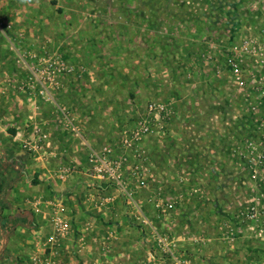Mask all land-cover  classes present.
<instances>
[{
    "label": "crops",
    "instance_id": "crops-1",
    "mask_svg": "<svg viewBox=\"0 0 264 264\" xmlns=\"http://www.w3.org/2000/svg\"><path fill=\"white\" fill-rule=\"evenodd\" d=\"M0 1L5 6L0 10V264H264V244L247 227L230 234L217 216L224 215L218 204H229L218 201L231 192L233 159L216 157L231 148L224 142L229 123L223 127L218 121L206 129L202 120L215 97L206 104L203 97L189 98L191 88L184 82L177 99L178 126L169 131L175 134L173 144L146 140L145 151L156 150L160 160L147 156L137 164L142 184L124 195L117 185L98 179L90 161L106 145L117 150L113 145L120 133L109 123L106 127L103 118L111 113L116 123L126 114L118 109L120 96L100 90L91 96L95 103H89L84 95H74L72 87L89 88L88 78L57 85L56 91L66 86L71 96L65 89L49 95L24 91V38H40L47 30L32 25L14 0ZM121 54L116 55L119 62ZM79 55L75 65H85ZM110 81L104 78L103 85L111 86ZM207 112L210 120L212 112ZM186 163L194 173L185 175ZM218 168L226 170L225 176L216 173ZM56 216L66 219L68 229L57 228Z\"/></svg>",
    "mask_w": 264,
    "mask_h": 264
},
{
    "label": "rangeland",
    "instance_id": "rangeland-1",
    "mask_svg": "<svg viewBox=\"0 0 264 264\" xmlns=\"http://www.w3.org/2000/svg\"><path fill=\"white\" fill-rule=\"evenodd\" d=\"M13 4L20 5L32 25L41 24L42 30H47L40 38H24L22 45L26 51V63L60 59L71 68L57 77L52 93L58 94L65 89V96H71L74 91V95L87 97L89 103H95L91 96L100 95L102 90L105 95L106 89L110 90L109 94L120 96L118 109L127 111L126 114L116 123L112 122L111 113L103 119L105 124L109 123L120 133L119 141L113 145L117 150L112 157L125 164L123 178L126 190L118 186L124 195L131 196L135 185L142 184L137 182L136 177L140 174L137 164L145 162L147 156L148 160L151 156L160 160V153L156 150L153 154L145 151L146 140L156 141L157 146L161 142L173 144L175 134L169 131L178 126L177 99L183 96L184 82L191 88L189 98L203 97L206 104L210 103L211 96L215 97L210 108L209 104L205 106L202 120L208 123L206 129L218 121L224 124L223 127L225 122L229 123L224 142L227 140L231 148L228 152L219 150L215 155L233 159L230 165V174L233 175L230 176L231 192L227 198L223 192L218 201L227 199L229 204L227 207L226 203L224 207L222 203L221 206L218 204L217 209H224V215L217 216L222 224H227L230 234L236 235L237 227H247L252 238L264 244V231H260L259 226L252 229L241 213L242 209H256L260 211L261 218L264 213V164L257 160L264 158V150L249 147L250 141L257 139L255 121L264 114V86L250 83L254 78L264 81V71L256 70L264 58L261 54H253L256 47L264 49L260 35L264 28V0H72L70 6L64 0H14ZM4 7L0 5V10ZM105 33L109 34L104 39ZM120 51L125 56L121 54L122 61L119 62L116 55ZM73 53H81L86 64L75 65L80 55ZM87 53L93 54L87 56ZM236 63L241 68L246 86L238 87L234 82L232 65ZM24 71L28 79V68ZM87 78L91 83L90 89L86 90L87 86L72 87L71 92L65 86L56 91L57 85L65 79L83 81ZM104 78L111 80V86L103 85ZM99 81L100 86H94ZM150 104H155L156 109L150 110ZM74 107H70L73 112ZM162 107L167 116L164 121L166 127L153 130L139 140L138 145L136 141L133 146L125 145L126 141L130 142L126 133L136 122L147 118L157 120L155 116L159 115ZM97 110L103 111L101 108ZM207 111L212 112L210 120L205 115L209 113ZM192 135L195 137L196 134ZM122 145L126 146L125 150ZM122 151L123 158L118 156ZM134 158L136 164H132ZM188 166L186 163L185 175L195 172L194 166L191 169ZM132 168L137 170L136 175ZM218 169H215L216 173L225 176L226 170ZM224 181L222 183L226 185ZM154 196L160 198L158 194ZM156 203L153 207L161 209V205Z\"/></svg>",
    "mask_w": 264,
    "mask_h": 264
},
{
    "label": "built area",
    "instance_id": "built-area-1",
    "mask_svg": "<svg viewBox=\"0 0 264 264\" xmlns=\"http://www.w3.org/2000/svg\"><path fill=\"white\" fill-rule=\"evenodd\" d=\"M260 35L262 36V42L264 43V28L261 29ZM263 46V45H262ZM246 51H250V48H246ZM253 54L259 55L261 54L264 58V49L262 48H255L253 50ZM234 65V64H233ZM232 65L233 74L235 76L234 82L238 87L246 86V80L243 77L241 71V68L238 67L237 63L234 65L235 68ZM26 67L29 71V77L26 79V82L24 83L22 89L24 91H37L41 95H49L50 90L54 87L55 83L58 81V76L64 74L66 71H69L71 68L60 59H39L38 61L28 62L26 63ZM257 71H264V62H259L256 66ZM250 83L253 85L258 86H264V81L261 79H253ZM150 110H155L156 105L150 104L149 106ZM258 111V110H257ZM159 115H156L155 117L157 120H153L152 118L147 119H140L136 122L135 126L132 128L129 133H126L128 136V139L130 140L129 144L126 141L125 145L133 146L134 142L136 143L144 138L145 136L151 134L153 130H159L160 128L166 127L164 125V121L167 118L166 112L164 108L162 107L161 111H158ZM162 112V116H161ZM165 112V113H164ZM154 122V123H152ZM256 127H255V136L257 139L250 141L251 144H249L250 148H257L260 151L264 150V114L259 115V117L256 119ZM161 124L160 126H157L158 124ZM122 145V149L125 150L126 146ZM113 148L110 145H106L103 147V150L100 153H93L90 156V161L94 165V170L96 177L101 180H107V182L115 184L119 186L120 188H123L124 191L126 190V186L124 183L123 178V166L125 165L123 161L120 159H116L112 157ZM123 156V154H122ZM121 156V157H122ZM123 158V157H122ZM257 160L263 162L264 164V158ZM132 173L136 175L138 172L137 170L131 169ZM242 217L247 222L251 224V228L253 227H260V231H264V213L262 214V218L259 217V210L256 209H248V211L241 210ZM53 223L57 226L58 229H68V223L66 219H64L62 216H56L53 219ZM166 253L173 255V252L171 249H169L167 246L165 248ZM151 258H155L154 255L151 254Z\"/></svg>",
    "mask_w": 264,
    "mask_h": 264
}]
</instances>
